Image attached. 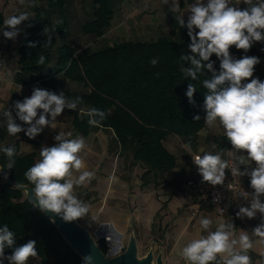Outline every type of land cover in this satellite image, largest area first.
Here are the masks:
<instances>
[{
  "label": "trees",
  "instance_id": "obj_1",
  "mask_svg": "<svg viewBox=\"0 0 264 264\" xmlns=\"http://www.w3.org/2000/svg\"><path fill=\"white\" fill-rule=\"evenodd\" d=\"M37 1L45 2L46 8L35 3L31 16L28 14L29 19L24 23L16 50L18 69L15 84L24 88L63 92L69 101L80 97L82 102L77 109L66 108V113L72 118L73 131L83 137L100 129L113 133L121 150L119 156L143 171L140 177L143 186L158 185L162 178L168 180L170 175L175 174L177 158L164 147V141L170 135L177 136L191 152L202 143L206 146L214 143L221 152L246 154L235 151L225 135L201 136L206 129L204 94L207 89L203 87V80L211 78L212 72L204 70L197 73L196 80H192L181 71L192 65L180 57L192 53L188 47L191 41L187 29L181 26L177 15H171V32L156 40L122 41L94 50L89 44L78 50L74 43H65L66 23L53 22L56 13L66 8L67 0ZM90 2L94 8L93 15L82 26V34L96 43L111 29L115 1ZM3 22L4 17L0 14V28L4 27ZM30 41L36 46L28 47ZM246 55L260 59L253 78L264 82V43L253 45ZM41 56L44 57L43 64L39 63ZM153 59L157 60L155 65L151 63ZM211 61H214L213 67L218 73L220 60L213 54ZM64 81L77 85L82 91L67 89ZM190 83L197 89L193 97L195 105L189 103L186 96ZM92 109L103 113V117L97 113L90 117L87 113ZM197 115L200 116L199 121L193 119ZM12 116L15 118V108ZM89 119L100 123L92 126ZM16 122L22 123L19 120ZM7 139H10L8 131L0 126V143H5ZM6 147L15 148L12 157L3 152ZM9 161H14L11 169L7 167ZM36 162L35 153H20L17 136L1 148L0 227L6 225L15 234L17 245L36 241L38 256L30 259L29 264H81V258L63 240L49 219L40 211L32 212L33 205L25 199V194L3 179L7 174L6 178L12 183L33 189L34 185L27 180L25 172ZM183 174L184 171H179L180 176ZM205 206L209 209L213 205L204 201ZM97 244L106 255V243L100 240ZM11 252L12 249H5L6 254Z\"/></svg>",
  "mask_w": 264,
  "mask_h": 264
},
{
  "label": "clouds",
  "instance_id": "obj_2",
  "mask_svg": "<svg viewBox=\"0 0 264 264\" xmlns=\"http://www.w3.org/2000/svg\"><path fill=\"white\" fill-rule=\"evenodd\" d=\"M162 2L168 4L169 0ZM241 2L246 5L243 9L233 6V0H207L206 3L194 0L187 21L184 17L179 18L181 26L187 29L192 55H182L180 59L191 63L192 67L182 68L181 71L192 80H196L197 73L204 70L212 72L211 78L203 80V87L207 89L204 94L205 124L211 127L219 122L233 149L247 153V156L238 158L239 165L250 166V162H255L256 166L251 170L245 167L244 171L238 165L229 169L218 153L192 156L193 162L202 181L212 186L224 183L226 169L231 171L232 176H249L254 191L251 194L242 191L240 196L245 200L251 197L250 206L240 207L236 216L252 219L257 213L264 217V202L261 201V196H264V82L253 78L255 66L260 63L258 57L243 55L237 59L230 49L234 46L247 53L254 43H264V0H239V4ZM179 8L180 0H171L170 11L177 12ZM28 19V13H21L4 20V27L0 28L3 37L14 40L20 35V26ZM35 46V42L28 43V47ZM213 54L220 60L218 73L213 67L214 61H211ZM43 62L44 57L41 56L39 63ZM151 63L155 65L157 60L153 59ZM196 90L190 83L186 91L189 103L193 105ZM81 102L80 97L69 101L63 92L57 95L46 89L34 88L30 96L14 102L15 118L11 111L5 112L7 131L12 136L24 132L29 139H34L45 127L55 128L56 119L65 108L75 110ZM93 113L104 115L96 109L87 114L91 117ZM193 119L199 121L200 116ZM88 122L92 126L100 123L94 119ZM23 125H28L27 129ZM70 136L71 133L56 135L54 139L57 143L42 147L41 159L25 172L27 180L34 185V206L42 212L59 215L67 222L88 213V207L77 197L74 188L87 186L94 179L93 172L84 170L86 165L81 156L85 148L83 138L70 139ZM3 152L12 157L15 148L6 147ZM13 163L9 161L8 169ZM74 173L79 175L73 178ZM4 175L6 178L7 174ZM199 224L202 229L208 230L212 221L201 218ZM234 228V224L219 223L215 231L187 243L182 249V257L187 264H252L247 253L253 248V242L243 230L238 239L234 238ZM252 232L264 238V222ZM6 248L12 249L11 254L5 253ZM37 256L35 240L17 245L15 234L6 225L0 227V264H5V261L7 264H29V260ZM82 259L84 264H93L91 255Z\"/></svg>",
  "mask_w": 264,
  "mask_h": 264
},
{
  "label": "crops",
  "instance_id": "obj_3",
  "mask_svg": "<svg viewBox=\"0 0 264 264\" xmlns=\"http://www.w3.org/2000/svg\"><path fill=\"white\" fill-rule=\"evenodd\" d=\"M114 1L111 29L102 39L97 41L99 43L107 39V35L112 33L117 36L123 35L120 42H150L158 39L171 32V15H177L178 19L184 17L187 21L190 15V6L194 3V0H180L179 11L171 12V0L168 4H164L162 0ZM204 2L206 3L207 0H204ZM81 3L88 5L87 7L81 6ZM89 3H91L90 0H67L65 9L68 12L71 10L77 13L80 19L87 13L91 18L94 8L91 5L89 6ZM233 6L241 9L246 7L243 2L239 4V0H233ZM0 14L5 17L4 11ZM85 23L86 21L78 26L81 33L82 26ZM256 43L253 45H256ZM89 44L84 45L83 48ZM230 52L234 53L233 51ZM241 52H243L241 57L246 55L243 50ZM234 54L236 55V53ZM36 85L39 86V83ZM19 88L23 91L19 96L21 101L30 96L33 89L37 87ZM71 121L72 118L66 113L65 108L64 112L57 117L55 128L45 127L34 139H29L25 133L17 139L20 140V153L25 154L21 151V148L26 147V150L31 151L30 153L36 154L38 162L41 159V148L44 146L51 147L57 143L54 137L59 133H71V136L68 137L70 139L83 138L85 148L81 156L86 165L84 170L93 172L94 179L87 186L74 188L77 197L89 209L84 217L77 220L83 227L90 229L95 237L97 236L96 239L106 241L105 238L109 237L111 238L109 240L111 244L113 240L124 244L128 242L129 234L134 230L139 234L146 231L147 233L148 231L152 232L154 226L158 223V226L159 224L164 226L163 236L154 237L152 240L158 241V243L157 246L152 247L155 255L162 254L163 261L166 264L167 261L173 259L185 261L182 257L183 247L192 239L207 236L210 231L216 230L219 223L223 222L234 224V238L238 239L242 230L247 232L253 242V248L248 250V253L251 254L249 256L252 264H264V254L261 255L258 251L259 245H264V238L256 236L252 232L257 225L264 222V217L259 213L252 219L237 217L236 213L240 207L250 206V203L238 194H227L225 204L227 214L225 216H219L213 206L209 209L207 206L203 207L205 182L202 181L198 168L192 159V156L195 155L218 153L225 161L235 159L239 163L238 158L242 155L247 156V153L240 155H235L234 151L213 153L209 150V146L206 148L204 145H200L196 151L191 152L177 136L170 135L164 141V147L177 158L175 174L170 175L168 180L162 178L158 185L152 183L143 186L140 180L143 171L139 167H133L128 159L119 156L121 150L118 148L113 133L100 129L92 132L87 137H83L73 131ZM27 127L28 125L25 129ZM36 149L38 152L35 151ZM239 166L241 171H244L245 167H249V170H251L256 165L255 162H250V166ZM179 171H184V174L180 176ZM78 175L79 173H74L73 178ZM241 180L253 193L254 190L250 186V177L247 175L241 176ZM261 201L264 202V196H261ZM201 218H208L212 221L208 230L202 229L199 224ZM178 250L180 253H178ZM108 255L114 256L110 253ZM5 264H7V261H5Z\"/></svg>",
  "mask_w": 264,
  "mask_h": 264
},
{
  "label": "rangeland",
  "instance_id": "obj_4",
  "mask_svg": "<svg viewBox=\"0 0 264 264\" xmlns=\"http://www.w3.org/2000/svg\"><path fill=\"white\" fill-rule=\"evenodd\" d=\"M35 3H37L38 7L46 8L45 2L42 3V2L37 1V0H23V2H21V0H1L0 12L4 11V14H5L4 20H6L7 18H9L11 16L19 15L21 13H28L31 16ZM80 5L87 7L88 4L81 3ZM90 5H91V3H89V6ZM89 20H90V16H88V13L80 19L77 13H75L71 10H69V12H68L64 8L63 11H58L56 13V19H53V22L56 24H61V25H63V23H66L65 24L66 25L65 31L67 33V35H66L67 37L65 39V43H69V42L74 43V47L79 50V49L83 48L84 45H87L91 42V39L89 37L85 38V36L82 35L81 29L78 27L80 24L82 25V23H84V21L87 22ZM24 23H25V21L20 26V28H21L20 35L18 37H16L14 40L5 39L3 37L2 30H0V50H1V52H0V126L5 128L6 130H7V123H6L7 117L5 116V112L11 111V113L13 114L14 102L17 100H20L19 96L23 92L15 84V74H16L17 69H18L17 68V59L18 58L16 55V50H17L19 43L21 41V38H22L21 35L23 33V30H24ZM122 38H123V35L120 34L119 36H117L115 33H112V34L107 35V39L102 40L100 43L99 42L93 43L94 42L93 41L90 43V45H92L93 50L99 49V48H102L106 45H110V44L113 45V44L119 43L122 40ZM230 51H233L234 53H236L237 59H239L241 57V55L243 54V52L240 53L241 50H237L234 46L230 49ZM64 86H66L67 89L70 88L72 91L80 90V88L77 85L70 84L66 81H64ZM80 91H82V90H80ZM60 93L61 92H57L56 94L59 95ZM23 134H24V132L19 133L17 135V138L22 137ZM222 135H224V130L219 125V122H217L214 126H211V127L206 125V129L201 132L202 138H204L205 136L218 137V136H222ZM9 136H10V139H7L5 143H0V150H1V148H3L5 146V144L9 143L13 139L12 135H9ZM202 145H203V143H202ZM204 146L207 148L206 145H204ZM208 146H209V150L212 151L213 153H217L219 151V149L214 145V143H210V144H208ZM21 151H23V153H25V154H29L31 152V151L26 150V147L21 148ZM35 151L38 152L37 149ZM157 224H156V226H154L153 231L152 232L150 231L151 233L149 231L147 233V231H146L144 233L141 232V234H139V233H136V231L134 230V235H135L136 239L138 238V240H139L138 247H139V256L140 257L145 256L151 249H154L152 246H157L158 241L152 240L154 237L159 238V237L163 236L162 230H163L164 226H161L160 224L158 226ZM157 227L160 229L158 230ZM135 229L137 230V228H135ZM89 231L94 235V233L90 229H89ZM130 234H129V236H130ZM94 237H95V235H94ZM98 239H97V241H100ZM105 239H106V241H104V242H106L107 245H109V247H107V248H109L108 252L110 253V255L111 254L117 255L119 253L124 252V250L126 249L127 242H125L124 244H121V243L116 242V240H115V242L113 240V243L111 244V242L109 241L111 238L106 237ZM258 251H259V254L263 255L264 254V245L260 244ZM178 253H180L179 250H178ZM158 255H156V256H158ZM166 264H187V262L186 261H180L179 259H175V260L173 259L171 261H167Z\"/></svg>",
  "mask_w": 264,
  "mask_h": 264
},
{
  "label": "water",
  "instance_id": "obj_5",
  "mask_svg": "<svg viewBox=\"0 0 264 264\" xmlns=\"http://www.w3.org/2000/svg\"><path fill=\"white\" fill-rule=\"evenodd\" d=\"M3 179L5 183L13 185L25 194V199L33 205L32 212L40 211L49 219L52 225L59 231L63 240L81 258V264H84L82 258L87 255L93 257V264H165L162 254L156 256L153 249L145 256H139V247L134 232H131L124 252L114 256L105 255L99 248L98 241L94 235L87 228L83 227L77 219L67 222L61 216L52 212H42L38 206H34L36 199L32 188L12 183L5 177Z\"/></svg>",
  "mask_w": 264,
  "mask_h": 264
},
{
  "label": "built area",
  "instance_id": "obj_6",
  "mask_svg": "<svg viewBox=\"0 0 264 264\" xmlns=\"http://www.w3.org/2000/svg\"><path fill=\"white\" fill-rule=\"evenodd\" d=\"M228 164V168L231 169L234 166H239L237 160L229 159L226 161ZM240 167V166H239ZM229 169L225 170V180L222 185L212 186L209 183L205 182L204 189V198L205 201H209L216 210V213L219 216H225L227 214V210L225 207L227 201V194H238L242 191L248 192L251 194L250 190L245 186L241 177L239 175L232 176L231 171ZM251 197L247 200L250 203ZM109 252L107 251V254Z\"/></svg>",
  "mask_w": 264,
  "mask_h": 264
}]
</instances>
